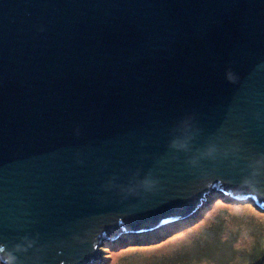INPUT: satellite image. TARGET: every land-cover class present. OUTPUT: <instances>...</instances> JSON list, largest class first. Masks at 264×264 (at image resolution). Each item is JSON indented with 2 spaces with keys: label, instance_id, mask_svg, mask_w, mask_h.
Instances as JSON below:
<instances>
[{
  "label": "water",
  "instance_id": "obj_1",
  "mask_svg": "<svg viewBox=\"0 0 264 264\" xmlns=\"http://www.w3.org/2000/svg\"><path fill=\"white\" fill-rule=\"evenodd\" d=\"M215 191L264 209V0H0L4 254L94 264Z\"/></svg>",
  "mask_w": 264,
  "mask_h": 264
},
{
  "label": "rangeland",
  "instance_id": "obj_2",
  "mask_svg": "<svg viewBox=\"0 0 264 264\" xmlns=\"http://www.w3.org/2000/svg\"><path fill=\"white\" fill-rule=\"evenodd\" d=\"M98 248L94 264H264V209L216 192L189 218Z\"/></svg>",
  "mask_w": 264,
  "mask_h": 264
},
{
  "label": "clouds",
  "instance_id": "obj_3",
  "mask_svg": "<svg viewBox=\"0 0 264 264\" xmlns=\"http://www.w3.org/2000/svg\"><path fill=\"white\" fill-rule=\"evenodd\" d=\"M227 79L229 80V82H231V83H235V80H236V78L231 74V73H228L227 74ZM173 146H175V145H173ZM180 147L182 148L183 147V145H180ZM212 151H214V149H212L211 147L208 149V151H207V154H211V152ZM157 183H159V181H155V180H146L145 181V185L148 187V189L149 190H151V188L155 185V184H157ZM257 184H258V182H256V183H251V182H248V181H246L245 182V184H244V186L245 187H247L249 190H255V189H257L258 187H257ZM214 193H216V191L215 192H213V193H211V195L212 194H214ZM221 193V192H220ZM223 196H228V195H225V194H223V193H221ZM229 197H231V196H229ZM231 199H235V198H233V197H231ZM201 209V208H200ZM189 217H191V216H189ZM189 217H186V218H189ZM182 219H185V218H181V219H174L173 221H171V222H174V221H176V220H182ZM170 223V222H169ZM164 223H161V224H159V225H163ZM167 224V223H166ZM156 226H158V225H156ZM156 226H153V227H156ZM160 226V227H161ZM157 228V227H156ZM155 228V229H156ZM151 230H153V228H151V229H149V230H142V229H139V231H131V232H128V233H143V232H147V231H151ZM127 233V234H128ZM124 235H126V234H123L121 237H120V239L124 236ZM104 241H110V240H104ZM17 250H21L20 249V246L18 245L17 246ZM5 253V246L4 245H0V264H17V261H18V257L16 256V255H14V253H12V252H7L6 254H4Z\"/></svg>",
  "mask_w": 264,
  "mask_h": 264
},
{
  "label": "bare ground",
  "instance_id": "obj_4",
  "mask_svg": "<svg viewBox=\"0 0 264 264\" xmlns=\"http://www.w3.org/2000/svg\"><path fill=\"white\" fill-rule=\"evenodd\" d=\"M201 206H203V203L201 204ZM201 206H200V207H201ZM171 221H173V219H172V218H170V219L168 218V220L165 221V223H164L162 226L166 225V223L168 224L169 222L172 223ZM159 224H160V223H159ZM160 226H161V225H159L157 228H160ZM155 228H156V227H154L153 229L155 230ZM157 228H156V229H157ZM133 234L135 235L136 233H133ZM120 237H121V236H120ZM120 237H117V238H115V239H113V240H110V241H111V242H113V241H117V240L120 239Z\"/></svg>",
  "mask_w": 264,
  "mask_h": 264
},
{
  "label": "trees",
  "instance_id": "obj_5",
  "mask_svg": "<svg viewBox=\"0 0 264 264\" xmlns=\"http://www.w3.org/2000/svg\"><path fill=\"white\" fill-rule=\"evenodd\" d=\"M226 197L231 198V197H229V196H226Z\"/></svg>",
  "mask_w": 264,
  "mask_h": 264
}]
</instances>
